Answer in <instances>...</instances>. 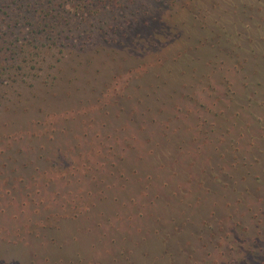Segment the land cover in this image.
I'll return each mask as SVG.
<instances>
[{"label": "rangeland", "instance_id": "rangeland-1", "mask_svg": "<svg viewBox=\"0 0 264 264\" xmlns=\"http://www.w3.org/2000/svg\"><path fill=\"white\" fill-rule=\"evenodd\" d=\"M123 125L161 204L118 206L102 242L69 220L23 233L48 215L42 173L112 129L125 141ZM153 147L178 176L152 166ZM0 264H264V0H0Z\"/></svg>", "mask_w": 264, "mask_h": 264}, {"label": "trees", "instance_id": "trees-1", "mask_svg": "<svg viewBox=\"0 0 264 264\" xmlns=\"http://www.w3.org/2000/svg\"><path fill=\"white\" fill-rule=\"evenodd\" d=\"M190 28H192V25ZM205 28H207V25L203 29ZM130 71L135 75H143L146 73L145 68L141 65ZM114 90L115 89L111 91ZM113 93L117 92L115 91ZM98 103L95 105L101 104V102ZM99 108L100 107H98V109ZM98 109L91 107L88 109V112H98ZM157 110L161 112L162 107H158ZM173 110L176 111V107H174ZM105 115L106 113L102 114V116L106 117ZM109 117L112 118L110 115ZM142 124L143 121L139 122L137 125L139 130H141ZM119 129H122L126 135L127 127L123 125ZM165 134L169 136L170 130L165 128ZM119 136L118 131L112 129L110 135L107 134L104 136L107 143L106 147L94 146L92 144L94 143L93 140L88 142V147H69L70 149L77 151L72 159H69V161L61 165H58L55 162L53 165L49 166L47 171L42 173L41 177L44 180L41 181L42 185L40 188L38 184L39 191H36V194H40L37 198L39 199V207L41 210L47 212L48 215L38 221L36 220V215H32L31 218L29 217L26 223H24V228L22 226L23 233H34L41 230L44 225L48 230L51 228L59 230L58 223L60 221L69 220L76 223V225L80 224L83 226V231L89 237L94 236L98 242H102L107 239V236L104 233L105 228L109 227V225L111 227L114 225L119 226V224L113 222V218L118 220L116 223L125 220H122L120 218V213L116 212L118 206H130L136 209L139 214H142V212L145 211V206H148L149 208L152 207V210H154L153 206L156 205L155 203L158 200L161 204L162 199L156 191V177L152 175V169H149L151 161L148 159L147 151L144 150V141L142 142L138 136L131 135L128 137V135H126L128 139L125 141L123 139V142H120L121 138ZM97 137L100 138L101 134L95 133L92 136L94 140H96ZM99 143L100 141L95 142L97 145ZM119 147L122 148L119 149ZM151 150H155L150 153L152 155V166L154 168L157 167L161 173H164V175L169 174V176L171 175L172 177L178 176L176 175V172H170L169 166L172 163L176 164V161L173 157H170L171 155L167 151H161L160 147H153ZM66 153L68 154V149H66ZM131 157L134 159L136 165L143 168L141 171H138L137 168L135 169L132 166ZM115 162H119V164L116 165ZM177 167V169L180 168V166ZM152 171L156 172L154 169ZM89 175H91V177ZM141 175H144V177H141ZM157 176L160 175L158 174ZM144 178L146 183L143 182ZM130 180L132 181L129 182ZM165 180L167 181V179ZM32 181L29 188L34 192V188L37 190L35 184L37 182L40 183V180L39 178L34 177ZM180 182L184 185H189V183L192 182V179L188 178ZM160 183H162L166 191L173 194V197H188L190 195L188 191H185L180 187V184L176 187H170V185H172L171 183ZM133 184H136V186L139 187L137 190V196L131 193L133 191L129 192ZM72 185H74V187L76 186V188L74 189ZM4 186L7 187V184ZM148 190H151L152 192L150 193ZM118 193L131 194L126 197L127 201H121L117 198L116 194ZM152 194L154 195V198L150 199V195ZM139 197L143 200V203H141V199L140 202L136 201ZM96 202H101V204L109 202L111 204L110 211L104 212L102 209L98 215L92 216L93 211L91 210H96L97 207L94 208ZM20 205L24 206L25 204L22 203ZM164 207L165 210H168L167 208H169H166V204ZM51 208L52 210L50 211ZM38 210L39 208H36L34 213ZM111 215L113 216L112 218ZM136 218H138V216ZM128 221H132V223L137 222L135 218ZM60 233L64 234L65 231L63 230ZM15 237H17V234H15Z\"/></svg>", "mask_w": 264, "mask_h": 264}]
</instances>
